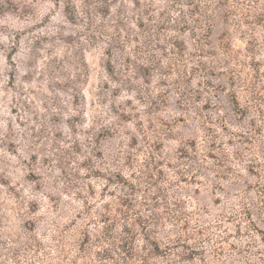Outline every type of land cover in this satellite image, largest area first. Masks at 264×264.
Here are the masks:
<instances>
[{"label": "rangeland", "instance_id": "374dc122", "mask_svg": "<svg viewBox=\"0 0 264 264\" xmlns=\"http://www.w3.org/2000/svg\"><path fill=\"white\" fill-rule=\"evenodd\" d=\"M102 1L71 0L72 22L69 0H0V264H75L85 218L78 214L106 203L120 206L125 222L142 216L161 235L184 233L177 253L157 264H264V242L250 230L251 219L264 230V191L256 186L264 185V166L250 161L264 160V0L247 7L245 22L238 12L228 26L218 18L203 55L189 56L190 64L206 65L190 84L175 73L163 87L160 68L145 84L133 43L110 50L117 68L132 58L122 83L110 80L103 28L123 10L139 11L131 0H109L110 15L102 17ZM184 38L194 52L192 34ZM132 82L147 100L167 90V101L143 102ZM230 90L246 116L233 111ZM181 94L189 110L180 108ZM162 122L172 127L163 140ZM190 138L200 151L182 158ZM195 248L194 259L182 257Z\"/></svg>", "mask_w": 264, "mask_h": 264}, {"label": "trees", "instance_id": "16d2710c", "mask_svg": "<svg viewBox=\"0 0 264 264\" xmlns=\"http://www.w3.org/2000/svg\"><path fill=\"white\" fill-rule=\"evenodd\" d=\"M131 1L137 11H139L138 16L123 10L119 18L113 21L116 24L110 28L105 25L103 28L110 40V46L105 51L109 57L105 70L110 80L122 83V76H126L124 73L131 68L130 62L132 58L131 56L126 57L121 67L117 68L112 63V52L110 50L118 47L122 51L126 44L133 43L134 58L136 59L135 67L140 71L145 84L150 85L152 83L154 73L160 68L163 77L160 79L159 85L163 87L169 85L167 77L175 73L180 74L181 78H185L184 82L190 84L198 67L201 65L205 66L206 63L198 60V64H190L188 61L192 60V58L189 59V56L200 57L203 55L202 48L211 44L213 28L217 19L221 18L227 26L234 21L231 18L234 13L235 15L237 12L240 13L241 18L244 19L245 14L248 13L247 7H251L254 0H160L164 3L162 9L156 8L155 0ZM101 3L102 6L98 7L97 11L102 17H108L112 6L109 0H103ZM66 8L67 17L70 21L75 22L78 16L72 10L73 3L71 0L67 2ZM217 10H220L219 14ZM88 14L86 12L83 20L89 18ZM235 21L234 25L243 23V20ZM90 23L91 25L93 24L92 20ZM187 32L192 34L197 46L194 52L189 51L188 43L184 38ZM228 35H231L229 30H225L220 36L221 40H223L224 52L226 53L231 52L232 49ZM136 80L138 79L136 78L132 81ZM138 85L134 82L131 83L132 89L143 102L149 101L150 105L158 107L160 103L167 101L165 96L167 90L159 88L156 91H152L149 96L150 100H147L146 97H143L142 90H139ZM176 87L173 89H178ZM228 96L233 111L239 117L246 116L248 108L241 104L236 92L230 90ZM180 97L178 101L180 108L189 110L190 98L183 94ZM162 126L164 133L159 139L163 140L166 136L171 135L172 127L167 122H162ZM223 128L226 129L227 125H223ZM204 130L207 135L211 128L204 126ZM199 151L197 138L184 140L183 145L179 148L182 158L197 157ZM212 153L208 152L207 156L212 155ZM262 153L264 157V150ZM250 161L251 166H264V160L254 161L251 159ZM117 175L118 182L125 180L120 172ZM196 176L197 174H192V177ZM256 186L258 187V193L260 192L261 195L264 191V185L259 183ZM102 208L94 214L80 213L77 216L85 218L78 228L81 236L78 244L80 260L75 264H157L155 262L156 258H169L172 254L177 253L174 250L175 247L183 245L184 233L174 234V232H168L161 235L157 228L153 229L150 227L151 221H147L142 216H138L132 222L128 220L125 222L120 216L122 215L120 206L112 207L109 203H106ZM243 210L250 219V207L244 205ZM147 217L150 218L149 216ZM250 222L252 223L250 230L252 232L257 230L261 241L264 242V230L257 228L253 219ZM220 247L217 245L215 249L218 250ZM190 251L188 256L185 257V254H182V257L188 260L194 259L196 257L194 254L198 250L195 248ZM166 264L180 263L179 261L168 260Z\"/></svg>", "mask_w": 264, "mask_h": 264}]
</instances>
